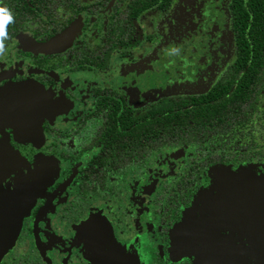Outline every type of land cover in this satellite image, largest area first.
Masks as SVG:
<instances>
[{"label":"flooded vegetation","instance_id":"obj_1","mask_svg":"<svg viewBox=\"0 0 264 264\" xmlns=\"http://www.w3.org/2000/svg\"><path fill=\"white\" fill-rule=\"evenodd\" d=\"M135 1L0 0V95L33 84L0 140L36 163L0 264H264L263 6ZM167 48L193 59L150 77Z\"/></svg>","mask_w":264,"mask_h":264},{"label":"water","instance_id":"obj_2","mask_svg":"<svg viewBox=\"0 0 264 264\" xmlns=\"http://www.w3.org/2000/svg\"><path fill=\"white\" fill-rule=\"evenodd\" d=\"M29 89L26 87L22 89L19 92L17 101L22 102L23 97L26 98V101L27 97L32 100L29 97L31 91ZM1 93L0 96L3 98L6 96L11 97L10 99L13 98L9 88ZM13 109L9 108V113ZM0 166H4L9 170V180L11 182V185L6 187V190L10 189L9 195L4 198V195L0 196V255H2L17 236L24 212L33 198L32 187L34 186L31 181L34 177L31 173L35 171L36 163L30 162L7 142L0 141ZM174 232L176 230L173 231V234ZM177 235V232L173 235V244L177 243Z\"/></svg>","mask_w":264,"mask_h":264},{"label":"rangeland","instance_id":"obj_3","mask_svg":"<svg viewBox=\"0 0 264 264\" xmlns=\"http://www.w3.org/2000/svg\"><path fill=\"white\" fill-rule=\"evenodd\" d=\"M154 17H155V15H151V16H148V17H146L145 19H144V22H145V24H146V31L147 32H149V33H151L152 32V29H153V27L152 26H150V25H148L147 26V21H148V19H149V21H150V23H153L154 22ZM157 17V16H156ZM154 39L152 38L149 42H147L146 44H145V47L143 48V49H141V51H139V52H137V55L139 56V55H142V54H146V52L150 49V48H152V45L154 46ZM150 52V50L147 52V53H149ZM180 55H182V56H180ZM189 57V54H187L186 56H184L183 54H180V53H178V51H177V49H175V48H167V49H165L164 51H162V52H160V53H158V59L156 60V61H154L153 63H155V64H153V70H151V72L149 73V75H150V77H152V76H154V75H160V79H164V78H166V74H165V72L163 71V65H165V63L167 62L168 63V65H169V69L170 70H173V69H176V70H179V68H177V66H176V64H180V65H185V66H188V65H186V63H188V62H190L192 59H193V57H190V58H188ZM178 60H181V62L180 63H178ZM162 73H164V75H162ZM169 74H173L171 71H169ZM141 78V80L143 79V76L142 77H140ZM155 78V77H154ZM22 82H19V83H16L17 85L18 84H21ZM22 85H24L26 88H29V87H31L32 88V83L31 82H24ZM16 100H17V98L15 97H13L12 98V101H13V103H15L16 104V106H15V104H11L10 106L12 107V106H15V107H12V108H16L17 109V102H16ZM25 102H26V98H25V100H24V105L23 106H25ZM26 108V107H25ZM9 111V110H8ZM1 141V140H0ZM35 163V162H34ZM188 218H191V216H189ZM185 227V226H184ZM183 227V228H184ZM180 229H181V226H177V227H175L173 230H176V232L177 231H180ZM176 232H174V234L176 233ZM173 234V235H174ZM192 242H193V240H190L189 241V243L190 244H192ZM9 247V246H8ZM7 247V248H8ZM6 251V250H5ZM4 251V252H5Z\"/></svg>","mask_w":264,"mask_h":264},{"label":"clouds","instance_id":"obj_4","mask_svg":"<svg viewBox=\"0 0 264 264\" xmlns=\"http://www.w3.org/2000/svg\"><path fill=\"white\" fill-rule=\"evenodd\" d=\"M15 23V16L10 8L0 4V56L7 51L5 41L9 39L8 26Z\"/></svg>","mask_w":264,"mask_h":264},{"label":"trees","instance_id":"obj_5","mask_svg":"<svg viewBox=\"0 0 264 264\" xmlns=\"http://www.w3.org/2000/svg\"><path fill=\"white\" fill-rule=\"evenodd\" d=\"M156 1H158V0H136L135 1V8H137V11H136L137 14L139 13L140 10H143V9L149 7V5L156 3ZM261 5L263 6L262 8L264 9V0L263 1L259 0L258 4H254L253 9L255 11L262 9ZM237 14L240 15L239 13H237ZM255 14L253 13V16L257 17ZM240 23H241V17L239 16L238 20L235 22V27L237 29H240ZM236 33L239 34L240 33L239 30H236ZM124 42H126V40L122 37V43H124ZM97 60H99V59H97ZM95 66H98V63H95Z\"/></svg>","mask_w":264,"mask_h":264}]
</instances>
